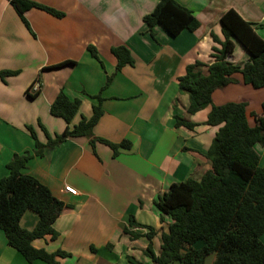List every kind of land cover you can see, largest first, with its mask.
<instances>
[{
  "label": "crops",
  "instance_id": "0c3cea01",
  "mask_svg": "<svg viewBox=\"0 0 264 264\" xmlns=\"http://www.w3.org/2000/svg\"><path fill=\"white\" fill-rule=\"evenodd\" d=\"M29 1L64 16L58 19L30 9L23 14L27 28L12 6L0 0V71H18L16 76L0 79V178L8 175L6 166L13 155H32L22 172L36 178L66 205L53 224L57 237L35 239L32 246L47 253H68V257L56 258L59 264H130L127 257L152 264L144 254L147 240H132L122 230L130 215L157 232L166 230L171 221L167 217L160 221L154 202L171 184L198 180L210 170L207 153L219 128L204 124L211 106L191 116L185 114L188 98L179 93L178 79L195 62L201 66L194 71L206 73L213 62L212 47L219 48L212 35L224 40L220 17L229 9L264 40V0H174L200 23L195 31L184 30L175 37L159 25L152 28V37L143 23V17L160 0ZM233 42L228 60L242 65L249 56ZM88 46L96 49L99 60L90 56ZM117 46H125L134 60L133 66L118 72L111 53ZM63 62L69 64L55 67ZM108 77L111 80L104 88ZM234 79L213 92L212 104L245 103L247 114L260 115L264 88L244 84L239 74ZM60 91L70 100H80L69 127L82 117H91L98 95L103 113L93 135L113 144L126 140L130 148L119 149L114 157L108 145L97 142L93 152L87 138L72 137L35 156L26 126L35 130L41 144L47 138L39 124L51 138L64 131L66 123L50 114V105ZM176 115L196 126L192 130L175 127ZM248 123L253 125L252 118ZM258 146L254 148L262 165L264 145L259 150ZM65 187L76 193H68ZM37 220L27 211L20 227L32 230ZM152 248L157 255L159 234L152 239ZM208 258L211 264L213 259ZM0 264L45 263L26 262L7 246L0 230Z\"/></svg>",
  "mask_w": 264,
  "mask_h": 264
},
{
  "label": "trees",
  "instance_id": "16d2710c",
  "mask_svg": "<svg viewBox=\"0 0 264 264\" xmlns=\"http://www.w3.org/2000/svg\"><path fill=\"white\" fill-rule=\"evenodd\" d=\"M6 1L27 28L23 14L30 9L41 10L58 19L64 16L59 11L33 1ZM142 20L152 37L155 25L161 26L173 37L184 30L193 32L200 26L192 12L174 0H160ZM220 25L224 40L220 41L212 35L213 42L219 48L212 47L210 56L213 62L206 67V73L201 75L195 72V67L201 66V63L195 62L188 65L184 75L178 79L179 93L188 98L185 114L191 116L211 106L204 124L219 126L207 153L211 168L198 180L187 179L171 184L154 202L160 213V221L163 217L171 221L166 230L157 232L153 227L138 223L132 215L128 218L127 227L122 230L132 240L142 237L147 240L144 254L152 264H204L212 255L211 264H264V244L260 241V236L264 234V164L260 165V157L254 148L264 145V102L260 115H257L247 114L245 103L215 106L211 98L214 91L235 82L234 76L237 74L244 84L253 89L264 88V40L250 23L232 9L220 17ZM234 40L249 56L242 65H235L228 60L234 51ZM86 49L92 58L99 60L94 47L88 46ZM111 53L117 61L116 72L126 65L133 66L134 60L125 46L112 47ZM66 64L69 62L55 67ZM17 74L18 71H0V79ZM110 80L109 77L106 79L104 88ZM32 86L33 83L30 88ZM94 99L98 104L92 107L91 117H82L76 125L69 127L79 110L80 100H70L60 91L50 105V114L61 118L66 127L60 135L51 138L39 124L47 138V143L41 144L35 130L26 126L34 141L33 154L40 157L44 149H51L72 137L87 138L93 152L97 142L108 145L114 157L119 149L130 148L131 144L126 140L113 144L93 135V128L103 113L101 98L97 95ZM248 118H252V126ZM174 119L175 127L192 130L196 126L179 115ZM31 158L28 152L13 155L6 166L8 175L0 178V230L4 233L7 246L26 262L39 260L45 264H59L56 258L68 257V253H47L35 249L32 241L47 235L52 239L57 237L53 224L66 205L36 178L22 172ZM27 211L34 213L38 219L32 230L20 227L21 217ZM134 228L145 229L146 232L135 233L131 231ZM157 234L160 251L155 255L152 239ZM127 260L130 264H141L131 257H127Z\"/></svg>",
  "mask_w": 264,
  "mask_h": 264
},
{
  "label": "rangeland",
  "instance_id": "374dc122",
  "mask_svg": "<svg viewBox=\"0 0 264 264\" xmlns=\"http://www.w3.org/2000/svg\"><path fill=\"white\" fill-rule=\"evenodd\" d=\"M261 147L260 146H258V150L260 149ZM260 241L262 242V244H264V234H262L261 236H260ZM212 259H213V255L212 256H210ZM209 261H210V258H207V261H206V263L205 264H209ZM175 264H180V263H178V262H175Z\"/></svg>",
  "mask_w": 264,
  "mask_h": 264
},
{
  "label": "built area",
  "instance_id": "2783aa9c",
  "mask_svg": "<svg viewBox=\"0 0 264 264\" xmlns=\"http://www.w3.org/2000/svg\"><path fill=\"white\" fill-rule=\"evenodd\" d=\"M65 191H67L70 194H75L76 193V191L74 189L70 188V187H65Z\"/></svg>",
  "mask_w": 264,
  "mask_h": 264
}]
</instances>
